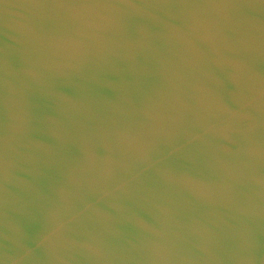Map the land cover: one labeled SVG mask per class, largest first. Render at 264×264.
<instances>
[{"label":"water","instance_id":"1","mask_svg":"<svg viewBox=\"0 0 264 264\" xmlns=\"http://www.w3.org/2000/svg\"><path fill=\"white\" fill-rule=\"evenodd\" d=\"M0 264H264V0H0Z\"/></svg>","mask_w":264,"mask_h":264},{"label":"bare ground","instance_id":"2","mask_svg":"<svg viewBox=\"0 0 264 264\" xmlns=\"http://www.w3.org/2000/svg\"><path fill=\"white\" fill-rule=\"evenodd\" d=\"M180 86V85H179ZM210 89L214 90L215 91V86H210ZM212 97V95H211Z\"/></svg>","mask_w":264,"mask_h":264}]
</instances>
